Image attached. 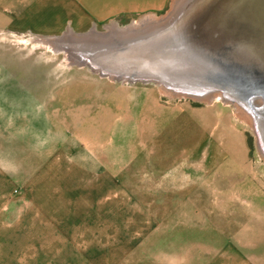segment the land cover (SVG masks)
Returning <instances> with one entry per match:
<instances>
[{"label": "rangeland", "instance_id": "obj_1", "mask_svg": "<svg viewBox=\"0 0 264 264\" xmlns=\"http://www.w3.org/2000/svg\"><path fill=\"white\" fill-rule=\"evenodd\" d=\"M41 38L0 29V220H96L111 226L112 264H183L217 162L244 140L264 173L252 128L230 102L111 80Z\"/></svg>", "mask_w": 264, "mask_h": 264}, {"label": "crops", "instance_id": "obj_2", "mask_svg": "<svg viewBox=\"0 0 264 264\" xmlns=\"http://www.w3.org/2000/svg\"><path fill=\"white\" fill-rule=\"evenodd\" d=\"M168 1L0 0V29L39 37L78 33L116 18L156 14ZM239 148L217 162L220 173L205 178L201 197L210 207L201 211L198 234L183 237V264H264V173L247 142ZM111 239V226L96 220H0V264H112Z\"/></svg>", "mask_w": 264, "mask_h": 264}, {"label": "water", "instance_id": "obj_3", "mask_svg": "<svg viewBox=\"0 0 264 264\" xmlns=\"http://www.w3.org/2000/svg\"><path fill=\"white\" fill-rule=\"evenodd\" d=\"M70 63L168 95L217 94L245 116L264 160V0H172L163 14L45 37Z\"/></svg>", "mask_w": 264, "mask_h": 264}, {"label": "bare ground", "instance_id": "obj_4", "mask_svg": "<svg viewBox=\"0 0 264 264\" xmlns=\"http://www.w3.org/2000/svg\"><path fill=\"white\" fill-rule=\"evenodd\" d=\"M131 23H133L134 25H136L137 23H138V20L137 21H133V22H131ZM115 24V23H114ZM114 24H112V25H114ZM108 26V25H107ZM106 26V27H107ZM41 42L42 43H45L44 45H48V46H51V47H53V48H55L54 47V44L53 43H51V40H48V39H46L45 37H42L41 38ZM57 49V48H56ZM159 88V87H158ZM159 90L161 91V92H163V94H165L164 92V90L163 89H160L159 88ZM169 96V95H168ZM211 97H213V99L214 100H216V99H220V97L217 95V94H213V95H211ZM212 99V98H211ZM236 114L240 117V118H242V119H244L247 123H248V120L245 118V116H243V115H241V113L238 111V109H236Z\"/></svg>", "mask_w": 264, "mask_h": 264}, {"label": "trees", "instance_id": "obj_5", "mask_svg": "<svg viewBox=\"0 0 264 264\" xmlns=\"http://www.w3.org/2000/svg\"><path fill=\"white\" fill-rule=\"evenodd\" d=\"M194 104H197V103H194Z\"/></svg>", "mask_w": 264, "mask_h": 264}]
</instances>
